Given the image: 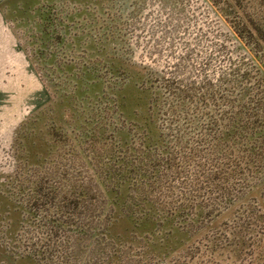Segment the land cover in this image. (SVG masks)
<instances>
[{"label": "rangeland", "instance_id": "rangeland-1", "mask_svg": "<svg viewBox=\"0 0 264 264\" xmlns=\"http://www.w3.org/2000/svg\"><path fill=\"white\" fill-rule=\"evenodd\" d=\"M3 9L14 62L0 63V264H42L27 247L35 229L24 226L14 176L24 161L50 164L58 151L71 174L90 167L92 157V188L102 190V204L115 206L105 234L93 241L92 264H264V174L221 216L254 213L237 255L233 248L216 258L209 249L191 255L188 237L173 234L176 220L167 221L154 201L143 215L120 209L126 160L144 151L139 143L148 147L152 136L178 128L170 111L175 81L205 77L220 86L227 77L230 89L244 70L253 86L264 79L263 58L239 23L250 16L264 33V0H7ZM84 139L92 155L85 142L69 153ZM110 169L115 179L105 176ZM114 185L121 195L110 193Z\"/></svg>", "mask_w": 264, "mask_h": 264}, {"label": "trees", "instance_id": "trees-1", "mask_svg": "<svg viewBox=\"0 0 264 264\" xmlns=\"http://www.w3.org/2000/svg\"><path fill=\"white\" fill-rule=\"evenodd\" d=\"M243 18L245 21H239L242 31L252 37L264 63V33L252 24L250 16ZM235 77L230 89L227 77L220 86L205 77L184 84L172 81L178 101L170 107L171 120L178 128L152 136L148 147L139 143L144 151L131 163L128 159L124 163L128 174H122L121 180L127 177L129 183L120 209L143 215L149 211V202H156V209L162 210L167 221L176 220L173 234L181 233L182 239L190 240L185 248L191 255L209 249L216 258L224 248H233L236 255L242 253L247 245L241 240L243 226L254 217L253 211L245 208L237 210L231 221L221 217L232 207L236 210L253 181L264 174V79L253 86L250 71ZM61 136L62 140L67 137ZM89 141L78 142L79 148L70 146L69 153H79L85 142L92 155ZM63 154L58 151L50 164L45 159L35 165L24 161L14 176L18 201L26 211L24 226L35 229L34 241L30 242L31 236L25 238L30 242L27 247H32L42 264H92L93 241L105 234L115 206L102 204L98 199L104 197L102 190L92 188V157L90 167L82 163L86 169L71 174L61 163ZM159 165L163 166L158 170ZM106 174L115 179V170ZM117 188L114 185L110 193L121 195ZM103 193L108 196V190ZM207 227L212 235L206 233ZM220 237L224 245L217 243Z\"/></svg>", "mask_w": 264, "mask_h": 264}, {"label": "crops", "instance_id": "crops-1", "mask_svg": "<svg viewBox=\"0 0 264 264\" xmlns=\"http://www.w3.org/2000/svg\"><path fill=\"white\" fill-rule=\"evenodd\" d=\"M7 0H0V63L8 64L14 62L13 54L11 53V39L8 35L4 34V27L1 24L4 21L5 14L3 5ZM11 53V54H10Z\"/></svg>", "mask_w": 264, "mask_h": 264}]
</instances>
